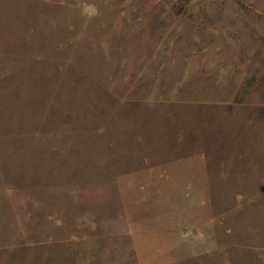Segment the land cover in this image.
Returning <instances> with one entry per match:
<instances>
[{"label":"rangeland","instance_id":"obj_1","mask_svg":"<svg viewBox=\"0 0 264 264\" xmlns=\"http://www.w3.org/2000/svg\"><path fill=\"white\" fill-rule=\"evenodd\" d=\"M0 264H264V0H0Z\"/></svg>","mask_w":264,"mask_h":264}]
</instances>
